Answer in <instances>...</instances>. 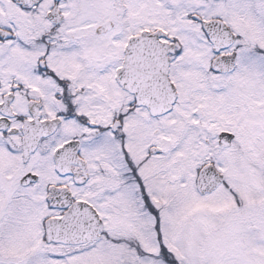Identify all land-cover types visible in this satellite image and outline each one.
Instances as JSON below:
<instances>
[{
	"label": "snow or ice",
	"instance_id": "obj_1",
	"mask_svg": "<svg viewBox=\"0 0 264 264\" xmlns=\"http://www.w3.org/2000/svg\"><path fill=\"white\" fill-rule=\"evenodd\" d=\"M0 264H264V0H0Z\"/></svg>",
	"mask_w": 264,
	"mask_h": 264
}]
</instances>
